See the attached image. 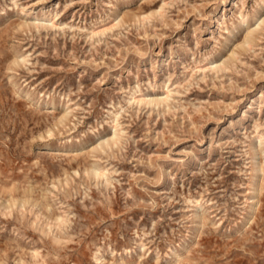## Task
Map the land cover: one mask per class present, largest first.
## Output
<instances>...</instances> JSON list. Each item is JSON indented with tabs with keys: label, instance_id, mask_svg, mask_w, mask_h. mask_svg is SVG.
Instances as JSON below:
<instances>
[{
	"label": "rangeland",
	"instance_id": "1",
	"mask_svg": "<svg viewBox=\"0 0 264 264\" xmlns=\"http://www.w3.org/2000/svg\"><path fill=\"white\" fill-rule=\"evenodd\" d=\"M262 17L0 0V264H264Z\"/></svg>",
	"mask_w": 264,
	"mask_h": 264
},
{
	"label": "bare ground",
	"instance_id": "2",
	"mask_svg": "<svg viewBox=\"0 0 264 264\" xmlns=\"http://www.w3.org/2000/svg\"><path fill=\"white\" fill-rule=\"evenodd\" d=\"M55 15H57V13H55ZM53 16H51L52 18ZM248 20V17L247 16H243L240 18V21L241 23L239 24L238 27H235L234 29H232L230 32H235V33H238L239 32V29L240 27L245 24V22ZM261 20L263 21L264 20V17L261 18ZM98 29L96 31H92L93 33H102L104 30H105V27H101V24H99L98 26ZM100 27V28H99ZM252 30L253 28H247L246 32H245V35H244V41L246 43H250L252 41ZM236 34H234L235 36ZM133 98H136V95H133ZM138 101L140 102H145V103H150V102H158L159 100L161 101L162 99H158V98H155V97H141L140 95L136 98ZM117 125H118V122H115L114 124H112V126L114 127V129L112 130V135L110 136V138H112L113 140H115L117 138V132H116V129H117ZM257 126V125H255ZM107 139V138H106ZM261 139H262V133H257L256 134V142H254L252 144V150H253V155H255L257 152L255 150L256 146L258 144L261 143ZM108 142V140H106ZM95 173L97 174H103V171L102 170H98V169H93ZM263 170V165L260 163V162H256L255 165H254V168H253V175L252 177H255L257 176V174H259L261 171ZM162 192H167V187H163V190ZM258 197H259V192H257L256 195L252 196L251 197V202H250V210H249V213H248V218L246 221L250 220V218H253L254 217V209H253V205H255L257 202H258ZM194 200L195 201H198L199 199V195H195L194 196ZM196 216H197V220L200 221L202 219V214L200 212H197L196 213Z\"/></svg>",
	"mask_w": 264,
	"mask_h": 264
}]
</instances>
